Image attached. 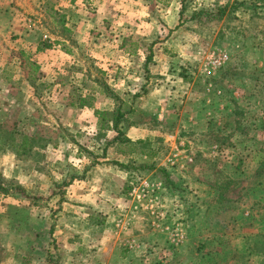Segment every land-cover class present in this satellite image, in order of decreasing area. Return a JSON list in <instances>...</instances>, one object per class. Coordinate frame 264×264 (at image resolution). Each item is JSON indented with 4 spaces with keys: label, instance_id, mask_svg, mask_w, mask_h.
<instances>
[{
    "label": "rangeland",
    "instance_id": "1",
    "mask_svg": "<svg viewBox=\"0 0 264 264\" xmlns=\"http://www.w3.org/2000/svg\"><path fill=\"white\" fill-rule=\"evenodd\" d=\"M40 1L0 0V264H263L264 0L121 6L113 13L140 21L112 30L144 38L127 47L170 58L136 86L123 69L114 86L96 64L83 82L73 65L45 66L34 50L47 42L60 62L69 31L54 1ZM154 85L169 102L157 103ZM133 87L151 103L131 101ZM82 94L97 107L141 108L126 122L155 132L117 142L133 153L119 162L112 125L81 123L71 101ZM113 167L125 177H110Z\"/></svg>",
    "mask_w": 264,
    "mask_h": 264
},
{
    "label": "crops",
    "instance_id": "2",
    "mask_svg": "<svg viewBox=\"0 0 264 264\" xmlns=\"http://www.w3.org/2000/svg\"><path fill=\"white\" fill-rule=\"evenodd\" d=\"M45 0H41L39 3H43ZM52 7L55 10L60 11L63 13L61 16L63 27L66 28L69 32V37H62L60 38V41H58V45L62 47H59V52L61 55V61L58 62L54 57L53 53H57V50L55 48L53 49H40L37 50V48L34 50L36 53L35 56H40V58L45 59V62L43 64L47 67H51V65L60 64L63 66L66 65H73L69 66L68 68L70 70L76 71V73H79V75L74 74L75 77L79 78L80 81H86L88 78L93 77L92 70L94 69L92 67V64H96L97 68L95 69L100 74H105L110 79L113 80V85H116L115 81V71L118 69H123L124 73H127L126 77L128 81H132L133 85L136 86V82L140 81L139 75H141L143 79L144 85L146 82L151 83L152 77L156 75H162L163 70L167 71V67L165 68L166 62L170 60V58L165 59L164 55H162V48L160 49H136L133 46L127 47V41H137L140 42V40H143V36H137L134 38V33L129 30H124L123 28H118L121 31H115L112 30V24L113 23H119V20L125 19V22L127 23H137L140 21V18L136 16V14L131 16H122L121 14H114V11L123 12L122 9H120L121 6H124L127 4L126 9H132L133 8H140L143 5H145V0H53ZM128 4H131V7H128ZM91 5L96 6L97 8L96 13L89 12V9H91ZM133 16V17H132ZM127 17V18H126ZM105 19V23L109 24V29L111 31H107L104 28H101L100 24H103V21ZM129 19V20H128ZM120 24V23H119ZM121 24H125L124 22ZM117 27V26H116ZM129 45H131L129 43ZM133 47V48H132ZM97 55V56H95ZM122 55V57H120ZM138 56V61H135V57ZM99 57V58H98ZM121 58V60H117L115 58ZM99 59V61L96 62V60ZM162 59H164V62H162ZM167 60V61H166ZM98 63V64H97ZM119 65H121L122 68H119ZM49 70V68H48ZM138 73V74H137ZM150 74L152 77L146 78V76ZM74 77V76H72ZM130 79V80H129ZM96 82L99 83V78L94 79ZM157 80V77L154 79ZM102 85V84H101ZM138 85V84H137ZM106 86V85H105ZM156 86L154 85V88L150 89V94L155 95L153 98L155 99L156 96L159 95L157 91L155 90ZM130 93L127 92V96L130 97L131 101L138 99H143V101L151 103L150 100H148L147 93L140 97L141 95L137 94L138 89L135 87L129 88ZM154 90V91H153ZM123 93V92H122ZM156 93V94H155ZM169 96L170 94H166L165 96L161 97L158 96L157 103H166L169 102ZM86 95L82 94L78 97L77 101H74L71 103H74L73 106L78 110L79 112V119L81 123L85 121H90V129H93L96 133L104 132L105 130L110 131L111 129V122L105 124V126H102L99 122L98 116L96 114V111H104L106 113L107 118L111 117V113L113 110L116 109L115 105L112 103L108 107H97L93 103H90L86 100ZM150 101V102H149ZM70 103V104H71ZM136 103V101H134ZM134 109H136L135 106H133ZM139 107V106H138ZM141 109V108H138ZM137 109V110H138ZM130 110V109H129ZM123 112V119H133L130 117V112L137 113V110L135 111H129ZM144 113V112H143ZM86 117L89 118V120H85ZM144 114H141V120H143ZM83 122H82V120ZM158 119V118H154ZM79 121V122H80ZM135 121V122H133ZM143 121H136L131 120L126 122L125 127V137L129 140H131L134 144L137 142H141L142 140L146 139V136L150 135L152 132H155V130L147 129ZM138 144V143H137ZM111 147L116 148L115 158L121 163H126L130 159H132V154H129L130 152H126L123 147H120V144L117 142L112 143ZM110 148V147H109ZM109 150H106V146L103 148V154H108ZM138 159L139 156L143 154L142 151H137ZM94 169V168H93ZM118 168L113 167L112 174H109L113 177L119 176V177H125V173L119 171ZM122 174V175H121Z\"/></svg>",
    "mask_w": 264,
    "mask_h": 264
},
{
    "label": "trees",
    "instance_id": "3",
    "mask_svg": "<svg viewBox=\"0 0 264 264\" xmlns=\"http://www.w3.org/2000/svg\"><path fill=\"white\" fill-rule=\"evenodd\" d=\"M64 29L66 31H68L66 28H64ZM48 47H50V44H48L47 42H43L42 46L41 47H38L37 49L39 50L41 48H48ZM29 67H30V69H32L34 71L37 70V66L35 64L29 63ZM105 89L107 91H110V90H108V86H105ZM112 95H113V97H115L117 99V97L114 94H112ZM96 114H97L98 119H99V122L101 123L102 126H105V124H107L108 121H111L112 129H114L116 131V133H117V136H115L112 139V142H121V143L124 142V143L134 144L131 140H129V139H127L125 137V131H124V129H122L120 127V124L124 120L123 119V112L120 111V107L119 108H116L115 110H113L112 113H111V117H108V118H107L106 113L104 111L97 110L96 111ZM28 142H29L28 140H24L19 145L22 148H25L27 152L32 149L31 146H29V148H26ZM119 165L122 166L123 164L119 163ZM0 190L4 191V189L2 188L1 185H0ZM263 264H264V261H263Z\"/></svg>",
    "mask_w": 264,
    "mask_h": 264
},
{
    "label": "built area",
    "instance_id": "4",
    "mask_svg": "<svg viewBox=\"0 0 264 264\" xmlns=\"http://www.w3.org/2000/svg\"><path fill=\"white\" fill-rule=\"evenodd\" d=\"M225 59H226V55H223V56H221V57H220V60H219V62H220V61H222V62H223Z\"/></svg>",
    "mask_w": 264,
    "mask_h": 264
}]
</instances>
